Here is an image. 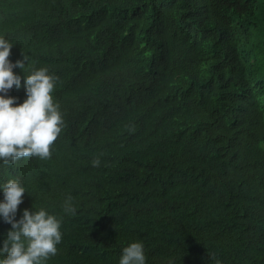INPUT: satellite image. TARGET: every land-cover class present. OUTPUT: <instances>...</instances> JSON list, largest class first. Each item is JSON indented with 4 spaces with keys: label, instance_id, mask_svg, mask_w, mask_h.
Returning a JSON list of instances; mask_svg holds the SVG:
<instances>
[{
    "label": "trees",
    "instance_id": "1",
    "mask_svg": "<svg viewBox=\"0 0 264 264\" xmlns=\"http://www.w3.org/2000/svg\"><path fill=\"white\" fill-rule=\"evenodd\" d=\"M0 34L28 57L17 103L23 74L59 77L52 157L0 161L28 190L17 219L63 216L47 264H118L139 239L147 264H264V0H0Z\"/></svg>",
    "mask_w": 264,
    "mask_h": 264
},
{
    "label": "clouds",
    "instance_id": "2",
    "mask_svg": "<svg viewBox=\"0 0 264 264\" xmlns=\"http://www.w3.org/2000/svg\"><path fill=\"white\" fill-rule=\"evenodd\" d=\"M13 43L0 34V161L16 164L21 158L37 156L50 159L54 142L65 127L61 106L53 92L59 81L47 66L33 70L25 76L26 98L17 103L19 97L9 95L15 85L22 86V75L14 72L24 69L28 57L12 61ZM27 61V63H26ZM93 166H100L101 158L92 160ZM3 198L0 199V218L9 223L6 238L0 246V264H47V260L59 251L63 239V216L50 212L46 207L23 209L17 219L19 205L28 192L22 179L11 178L0 184ZM69 194L63 204L65 213L75 215L77 207ZM148 257L142 239L127 244L122 249L118 264H147ZM168 264H174L172 258ZM216 264H223L217 259Z\"/></svg>",
    "mask_w": 264,
    "mask_h": 264
}]
</instances>
